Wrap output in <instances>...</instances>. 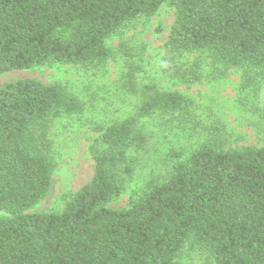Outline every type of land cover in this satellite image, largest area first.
I'll list each match as a JSON object with an SVG mask.
<instances>
[{"label": "trees", "instance_id": "16d2710c", "mask_svg": "<svg viewBox=\"0 0 264 264\" xmlns=\"http://www.w3.org/2000/svg\"><path fill=\"white\" fill-rule=\"evenodd\" d=\"M163 5L174 14L168 54L205 55L214 78L241 70L244 86L264 83V0H0V76L100 68L113 56L107 40ZM179 75L198 80L194 69ZM188 104L177 92L147 95L133 116L96 127L90 181L62 211L30 213L52 185L50 123L83 107L59 84H3L0 264H180L185 246L210 264H264V147L224 149L212 138L189 155L171 149L163 179L129 196L126 209L109 208L133 175L129 153L145 145L138 121Z\"/></svg>", "mask_w": 264, "mask_h": 264}, {"label": "rangeland", "instance_id": "374dc122", "mask_svg": "<svg viewBox=\"0 0 264 264\" xmlns=\"http://www.w3.org/2000/svg\"><path fill=\"white\" fill-rule=\"evenodd\" d=\"M173 20V10L166 5L150 18L135 20L107 40L113 56L97 69L48 64L0 76V87L21 79L59 84L83 107L78 115L51 121L52 185L47 197L30 213L63 210L92 177L90 148L98 138L95 128L133 116L147 95L177 92L188 101V108L180 114H154L138 121L136 128L144 135L145 145L129 153L134 162L133 175L122 178V194L109 204L110 209H126L129 196L149 181L163 179L171 149L189 155L212 138L224 149L264 147V83L244 86L241 70L214 78L205 55L168 54L164 45ZM120 45L128 55L117 52ZM179 69H194L198 80L191 75L182 78ZM128 73L133 74L134 89L127 83ZM178 262L210 264L206 254L188 246L182 249Z\"/></svg>", "mask_w": 264, "mask_h": 264}]
</instances>
